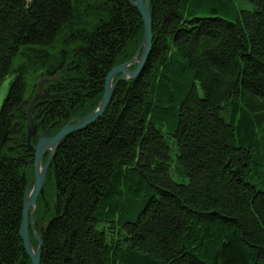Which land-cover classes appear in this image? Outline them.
I'll return each instance as SVG.
<instances>
[{"label":"trees","instance_id":"1","mask_svg":"<svg viewBox=\"0 0 264 264\" xmlns=\"http://www.w3.org/2000/svg\"><path fill=\"white\" fill-rule=\"evenodd\" d=\"M149 10L142 71L48 164L40 264H264V0ZM142 37L128 0H0V82L15 75L0 114V264H31L19 227L38 138L90 112Z\"/></svg>","mask_w":264,"mask_h":264},{"label":"water","instance_id":"2","mask_svg":"<svg viewBox=\"0 0 264 264\" xmlns=\"http://www.w3.org/2000/svg\"><path fill=\"white\" fill-rule=\"evenodd\" d=\"M134 7L139 11L142 21H143V37L142 42L140 44V48H142L141 55L139 59L137 56H134L128 62L113 66L109 72L107 73L104 85H103V94L99 101V104L92 111L83 115L82 117L72 118L68 123L63 125L53 136L48 137L46 135L40 137L38 143L35 146V154H34V183L31 188H28L24 193V201L22 207V221L19 227V236L22 240L23 247L27 255L31 260V264H40V255H41V247H42V235L38 236L34 230L33 224V213L36 207V200L39 192L42 189V185L45 178V172L47 170L48 164L53 157L56 149L61 144L63 139L70 135L71 133H75L81 131L93 124L96 120H98L107 106L109 105L113 93L114 86L119 81H124L126 79H133L137 77L143 69V66L150 54L151 44H152V19L149 11V0H128ZM136 67L134 70L129 71L128 67L134 63ZM118 78L113 83V79L115 76ZM52 79L53 77H48ZM15 80V75L10 74L5 77L0 82V114L7 101L10 90L13 86ZM43 79H41L38 83L37 91L33 96V100L31 104L36 98V95L40 93V84ZM28 127L33 126V120L31 118L30 113H28ZM14 132V126L7 130L4 133L3 141L4 142L8 136ZM48 153L47 161L43 166L40 165L42 155ZM31 230L33 236L36 238L38 242V246L36 249L32 247V244L29 240V231Z\"/></svg>","mask_w":264,"mask_h":264},{"label":"rangeland","instance_id":"3","mask_svg":"<svg viewBox=\"0 0 264 264\" xmlns=\"http://www.w3.org/2000/svg\"><path fill=\"white\" fill-rule=\"evenodd\" d=\"M150 11V10H149ZM152 19V18H151ZM142 42V41H141ZM141 44V43H140ZM140 46V45H139ZM141 51H142V48H140V47H138L137 48V50H136V52H135V54L132 56V58L134 57V56H137V59H139V57H140V55H141ZM132 58H130L129 60H131ZM19 60L20 59H18L16 62H15V64L16 63H18L19 62ZM128 60V61H129ZM128 61H126V62H128ZM125 63V62H124ZM122 64V63H121ZM136 62L134 63V64H132L131 66H129L128 67V69H129V71H132V70H134L135 69V67H136ZM119 65V64H118ZM116 66V65H115ZM112 68V67H111ZM110 68V69H111ZM109 72V71H108ZM107 75V74H106ZM118 76L119 75H117V76H115L114 77V79L112 80L113 81V83L115 82V80L118 78ZM105 80V79H104ZM127 80V79H126ZM115 87V86H114ZM103 94V93H102ZM113 94V93H112ZM34 96V95H33ZM101 97H102V95H101ZM112 98V97H111ZM101 99V98H100ZM100 101V100H99ZM98 104H99V102H98ZM98 104L94 107V108H96L97 106H98ZM93 108V109H94ZM92 109V110H93ZM91 110V111H92ZM68 123V122H67ZM53 136V135H52ZM44 156V155H43ZM43 156H42V158H43ZM42 158H41V162H40V165L41 166H43L44 164H45V162L47 161V159H46V161H44L43 162V160H42ZM47 158H48V154H47ZM33 168H34V165H33ZM48 168V167H47ZM46 173H47V170H46V172H45V177H46ZM44 182H45V178H44ZM44 182H43V185H42V188L44 187ZM33 183H34V177H33V180H32V182H30V187L33 185ZM42 190V189H41ZM36 208V207H35ZM35 211V210H34ZM33 215H34V213H33ZM33 224H34V220H33ZM34 230L36 231V229H35V225H34ZM32 233V232H31ZM29 234H30V232H29ZM36 234L38 235V236H40V234H38L37 233V231H36ZM31 236H32V238H33V240L35 241V246L34 245H32V247L34 248V249H36L37 248V246H38V242H37V240H36V238L33 236V234H31ZM31 242V241H30Z\"/></svg>","mask_w":264,"mask_h":264},{"label":"bare ground","instance_id":"4","mask_svg":"<svg viewBox=\"0 0 264 264\" xmlns=\"http://www.w3.org/2000/svg\"><path fill=\"white\" fill-rule=\"evenodd\" d=\"M40 94L41 93H38L37 95H36V98H35V100L33 101V102H35L36 100H37V98H38V96H40ZM31 100H33V97H32V99ZM106 110V109H105ZM32 130H33V126H31V127H28V123H27V127H26V134H27V136H29L30 135V133L32 132ZM44 135H46V136H48L47 134H44ZM44 135H42V136H44ZM42 136H40V137H42ZM48 137H51V136H48ZM40 139V138H39ZM65 139V138H64ZM39 141V140H38ZM38 143V142H37ZM35 154V153H34ZM44 155V154H43ZM42 155V156H43ZM33 177H34V168H33ZM32 187V186H31ZM30 186L29 187H27V189L28 188H31ZM26 189V190H27ZM25 193V192H24ZM40 193V192H39ZM39 195V194H38ZM23 201H24V199H23ZM32 220H33V217H32ZM34 226V225H33ZM30 233H31V230L29 231ZM36 232V231H35ZM32 234V233H31ZM29 236H30V234H29ZM29 240H30V238H29Z\"/></svg>","mask_w":264,"mask_h":264},{"label":"flooded vegetation","instance_id":"5","mask_svg":"<svg viewBox=\"0 0 264 264\" xmlns=\"http://www.w3.org/2000/svg\"><path fill=\"white\" fill-rule=\"evenodd\" d=\"M43 135H44V134H43ZM41 136H42V135H41ZM39 138H40V137H39ZM39 138H38V140H39ZM37 142H38V141H37ZM34 153H35V148H34ZM45 154H48V153H45ZM45 154H44V155H45Z\"/></svg>","mask_w":264,"mask_h":264}]
</instances>
